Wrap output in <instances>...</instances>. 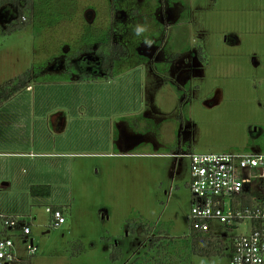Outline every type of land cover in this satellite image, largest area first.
<instances>
[{
  "label": "rangeland",
  "instance_id": "374dc122",
  "mask_svg": "<svg viewBox=\"0 0 264 264\" xmlns=\"http://www.w3.org/2000/svg\"><path fill=\"white\" fill-rule=\"evenodd\" d=\"M87 2H94L102 13L96 24L114 20V45L126 48H115L119 59L113 62L112 73L100 74L92 84H79L64 71L48 74L52 61L59 59V48L80 47L83 25L78 18L60 21L55 12L48 16L55 22L52 25L41 24L50 18L31 19L23 29L7 33L0 10V88L30 68L38 101L45 91L66 82L63 87L74 93L62 101L68 108L66 135L73 137H68L70 151L127 153L117 158L83 157L87 172L75 156L36 159L41 172L64 163L69 181L61 189L56 186L51 196L24 203L19 215H8L30 222L32 234L27 237L37 247L29 256L24 236L16 230V252L30 258L31 264H132L137 258L150 264H230V251L202 256L185 248L192 206L190 158L185 154L264 150V0H80ZM5 7L4 17L12 18L16 13L9 11L15 7ZM137 27L145 31L137 35ZM88 39L87 34L83 44H89ZM127 64H132L129 73L124 70ZM110 100L112 110L115 104L114 112L121 114L116 122L127 121L136 138L124 140L116 132L120 141L112 145L98 139L107 135L101 127L110 120L92 118L96 112L92 103H101L103 112H108L110 105L104 102ZM50 102L57 104L52 97ZM85 122L89 128L78 134ZM46 130L33 135L39 145H48L38 150L64 151L52 142L61 145L59 135ZM23 168L19 181L3 191L27 193L20 179L31 173L29 162ZM64 197L66 204L60 203ZM50 205L65 206V224L51 227L46 212ZM139 222L162 228L167 237L156 241L152 232L130 228ZM217 231L230 234L223 225ZM116 243L121 256L113 261L110 255Z\"/></svg>",
  "mask_w": 264,
  "mask_h": 264
},
{
  "label": "crops",
  "instance_id": "0c3cea01",
  "mask_svg": "<svg viewBox=\"0 0 264 264\" xmlns=\"http://www.w3.org/2000/svg\"><path fill=\"white\" fill-rule=\"evenodd\" d=\"M50 3L51 4L49 5L48 8H43L44 9L43 14H48L50 16L52 10L57 11L59 9H66L70 12L72 11V13L73 12L75 13V11H78L77 8L79 6L81 7L82 10H84L85 13L84 17L86 20L81 22V24L83 25L82 32L83 31L84 32L80 33V40H79L80 47H77L76 51L72 50L73 46L70 47L71 44L65 40L64 42H68L70 46L64 45L63 48L58 49L59 61L58 60L57 62L52 61V67H49V70L48 68H46V70H48L49 72L48 74L55 75V74H60L61 71H64L65 73L68 72L67 77L74 76V78H76L75 81H77L79 84H84V83L92 84L94 82H98V76L100 74L104 76L105 71L103 70L101 65L102 56L99 54L97 49L98 46L101 45V43L103 42L104 37L101 38V36H103L104 31L107 29L111 32V36H110L111 41H115L117 33L114 31V23H113L114 20L113 22H108V19H106L107 11H105L104 20L106 19L107 22L104 25L98 23L99 26L94 28L92 25L95 24V22H98V20L96 19L97 16L99 14H102L101 12L98 11L97 8L98 6L93 5L94 2L92 3L87 2L80 4V0H52ZM36 9H37L36 14H42L41 13L42 8L39 9V7L36 6ZM40 18L42 19L43 17L39 16V21H41ZM47 18L50 17H44L45 20ZM47 23L52 25L55 22L53 21L52 18H50V20ZM90 26L94 28L89 30L91 33V37L93 38L89 37V39L87 40L89 44H83L85 43V41L83 42V39L81 37L85 33V29L90 28ZM89 31L87 29L88 33ZM83 45L85 46V48H83L84 47ZM45 57L46 55L44 57L41 56L42 59H44ZM125 58L128 59L129 56H126ZM118 59L119 56L117 60ZM124 67L127 68L124 69L126 70L125 72L128 73L131 72L132 64L124 65ZM124 70H120V71H124ZM43 71H45V69ZM89 73L92 74V77L83 79V75H87ZM61 84L66 85V82H61ZM63 85H58V86L63 87ZM55 87L56 86H54V88H52L51 90L45 91L44 96L41 98V101H38L36 99L35 87L30 82L29 86L19 90L15 95H13L8 100L0 104V158H3L0 159L3 164V168L0 169V234L2 235H5V230L2 226V215H7V216L19 215V213L23 211L22 209L24 203L27 204L30 201V199L36 201L44 198L43 197L44 195H34L30 192V189L33 185H49L51 188V192L49 195L51 196L53 195V191L56 188V186L58 189H61L62 187H65V185L69 181V177H67L69 173L67 172V167L65 166L64 163L58 166H53V167L49 166L43 172H41L40 171L41 165L40 163L35 162L36 159L40 157L67 158L69 156H75L77 159L81 160V158L83 157L87 158V157H91L92 155H102L110 158H117L118 156L119 157L127 156L126 152L120 153L116 151L113 153L107 151L102 154L70 151L69 145L71 144V140L69 138H73V137L66 135L68 118H67V113L64 109H68V108H67V104L63 103L62 101L68 100L69 95L71 94L73 95L74 93H72V91H70L68 87H63V88L60 87L55 88ZM111 90L109 91L110 93ZM96 92L98 93V91ZM25 93L27 94L24 95ZM110 93H108L109 96ZM111 96H113V94H111ZM21 97H27L28 99L26 101H18V98L20 99ZM51 97L53 99H56L55 103L57 104L53 105L50 102ZM107 99H110V97H107ZM57 100L58 102L60 101V103H58ZM104 103L110 105L109 108L110 111L103 112L104 108L101 103L99 102L92 103L93 109L91 110L95 109L96 111L92 115V118H97L95 119L97 121L100 118L103 122L106 119H108L107 122L110 120V122H108L106 125L104 124L103 127H101V130L103 131L106 129L105 132L107 135L101 134L99 135L98 139H102V141L104 140L102 142L103 144L105 142L107 143L110 142V145H112V143L114 144L116 141H120V139H118L116 136V132H119V136H122L124 140L129 139V137L136 138L133 135H131L135 131L134 129H132V126H130L127 121L125 120L121 121L120 118L116 122L117 118H119L121 114L114 112L115 104L113 111L112 110L113 103L111 100L110 102H104ZM57 110H62V111H57ZM88 124L89 123L87 122L83 124L84 126L80 124L78 134L82 132V129L89 128ZM92 124L93 123H91V125ZM116 124L118 125L116 126ZM45 128L47 129L46 134L54 133L55 135L56 134L59 135L57 136V139H59V143L61 145L57 144L56 141H52V142L55 143L54 147H56V145L61 146V148L64 151L59 153L56 152L52 153V152L38 150L39 147H48V145L43 143L42 145H39L38 141L33 139V135L36 136L37 133L41 135V133H43L42 129ZM81 137H82L81 134L78 135L80 141H82ZM45 138L46 139H43V141L44 140L47 141L48 137L46 136ZM142 139L145 141L147 140L145 136H143ZM28 162L31 166V173L27 172L28 173L27 177L26 178L24 177V179H20L21 181L25 182L24 191H26L27 193L26 194L24 193V195H13L9 191L8 192L3 191L5 190L6 187L13 185V182L17 183L19 181V177L17 178V176L21 171L24 172L23 167L25 164H28ZM81 163H82L81 165L82 171L84 168V171L87 172L89 168L87 159L81 160ZM45 173H47L46 176H44ZM65 201H67L65 197L61 198L60 203H65ZM20 203H22V205L20 207H16V205ZM53 206H58V207L61 206L62 210L64 212L66 211L64 205H50V207ZM24 241L25 240H23V244L26 245ZM117 245L118 243H116V246ZM26 252H27V245H26ZM19 258L22 260L19 264H25V263L31 264L30 258H25L20 256Z\"/></svg>",
  "mask_w": 264,
  "mask_h": 264
},
{
  "label": "built area",
  "instance_id": "2783aa9c",
  "mask_svg": "<svg viewBox=\"0 0 264 264\" xmlns=\"http://www.w3.org/2000/svg\"><path fill=\"white\" fill-rule=\"evenodd\" d=\"M185 155L190 158L192 196L189 239L201 235L214 240L220 252L232 253L230 264H264V151ZM46 212L51 227L66 223L62 209L48 206ZM218 225L230 234L217 231ZM241 225H247L242 232ZM2 226L0 264L22 261L13 240L16 230L24 236L29 256L36 253L33 238L27 237L32 227L26 219L2 216Z\"/></svg>",
  "mask_w": 264,
  "mask_h": 264
},
{
  "label": "trees",
  "instance_id": "16d2710c",
  "mask_svg": "<svg viewBox=\"0 0 264 264\" xmlns=\"http://www.w3.org/2000/svg\"><path fill=\"white\" fill-rule=\"evenodd\" d=\"M51 1L52 0H0V10L2 11V18L6 25L5 32L7 33L17 32L18 30H21L24 27H26L30 23L31 19H33L34 22H37L39 20V16L43 18L48 17L49 16L48 14H43L44 13L43 8H48L49 5L51 4L50 3ZM8 4L15 7V10L10 9L11 11H9V13L10 14L11 12L16 13L12 18H9V19L4 17V14H5L4 11L5 9L8 10V8L6 7L4 9L2 8L3 6H8ZM36 6H38L39 9L42 8L41 10L42 14H36V10H37ZM78 8L81 9V7L79 6ZM51 12H52L51 14H54L56 12L55 14H57V17L60 19V21L64 19H75V18H78L80 23L82 21H85L83 12L79 10L75 11V13L74 12L72 13V11L70 12L66 9H59L57 11L52 10ZM47 22L46 21L41 22L42 27L46 26ZM92 26L96 28L99 25L95 23ZM92 26H90V28L85 29L86 33L83 34V37H81L82 39H84L87 36V34L89 35L90 38H93L91 37V33L89 31L90 29H94L92 28ZM87 29L89 33L87 32ZM110 36H111V32L108 29L105 30L103 33V36H101V38L104 37L103 42L101 43L102 47L101 45L98 46L99 47L98 52L102 56L101 65H102L103 70L105 71V75H106V72L107 74H110V72L112 73V67L114 65L113 62L117 61L118 53L115 52L116 50L115 48L121 47L124 51L126 50V48L123 47L121 44L114 45V41H111ZM103 45H105L106 47L105 49L103 48ZM114 72L115 71H113V74ZM89 77L90 78L92 77L91 73L87 75H83V79L85 78L87 79ZM32 78H33V69L30 68L27 71L12 78L6 85L2 86L0 88V104L8 100L13 95H15L19 90L29 86ZM30 192L34 195H49L51 192V188L49 185H33L30 189ZM52 208L62 209L61 206L59 207L53 206ZM130 228L131 229L142 228V229L148 230L152 232V234H154L155 236L154 240L156 241L164 240L163 237H167L163 235L162 228L152 227V225L145 223V222H139L134 226L130 225ZM168 238L171 239L170 241L174 240L170 237ZM184 244L186 246L185 248L188 251H190L191 253L202 255V256H213L216 254V251H219L217 249V246L215 245L214 240L209 239L207 237L204 238L201 235L195 238H192V239H186L184 241ZM110 256L113 259V261H116L120 258L121 249L119 248V246H115L113 248ZM139 259L140 258L135 259L132 264H150L148 263L149 261H147L145 258H143V260H139ZM25 264H29V263H25Z\"/></svg>",
  "mask_w": 264,
  "mask_h": 264
},
{
  "label": "clouds",
  "instance_id": "9594fccd",
  "mask_svg": "<svg viewBox=\"0 0 264 264\" xmlns=\"http://www.w3.org/2000/svg\"><path fill=\"white\" fill-rule=\"evenodd\" d=\"M145 29L143 27H137L136 34L139 35L140 33L144 32ZM146 43L151 44V41H146Z\"/></svg>",
  "mask_w": 264,
  "mask_h": 264
}]
</instances>
